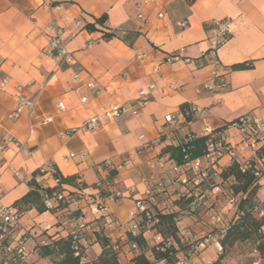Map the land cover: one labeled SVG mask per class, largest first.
Segmentation results:
<instances>
[{"label":"crops","instance_id":"1","mask_svg":"<svg viewBox=\"0 0 264 264\" xmlns=\"http://www.w3.org/2000/svg\"><path fill=\"white\" fill-rule=\"evenodd\" d=\"M140 4L143 20L137 19ZM102 14L107 15L106 26L120 36L137 34L131 47L117 38L103 41L100 31L83 29ZM52 19L64 32L73 63L62 69L43 54L48 44L45 27ZM221 19L231 22L232 34L218 52L224 88L210 94L201 90L209 79L208 67L196 69L193 62L166 63L165 58L177 53L181 58L198 59L208 47L210 23ZM238 64L250 68L233 70ZM76 66L82 69L77 81L73 80ZM2 78L8 80V86L0 92V141L10 136L19 145L8 144L0 153V208H12L28 192L34 172L53 168L63 178L75 176L84 195L110 196L133 190V196L108 203L110 218L125 223L134 200L151 185L150 178L162 176L158 164L166 163L170 156L164 150L178 146L187 134H199L202 127L201 122L182 121L174 127L164 124V116L193 105L206 111L204 124L211 128L244 114L264 122V0H0ZM30 82L33 86L28 93L36 96V106L31 115L24 112L11 121L13 88ZM39 87L43 89L37 92ZM149 87L154 89L148 91ZM140 91L149 93L144 107L138 106ZM118 105L126 108L121 117L104 116ZM93 118L99 125L87 131L83 125ZM44 121L48 122L42 124ZM71 129L76 132L59 137ZM159 130L163 135L159 136ZM224 136L230 143L237 142L232 129H225ZM70 154L75 158L66 159ZM220 163L225 168L230 165L226 159ZM34 181L42 188L54 187L46 174L37 175ZM259 185L257 196L264 197V178ZM64 189L76 191L67 185ZM218 191L208 193L213 203ZM69 209L86 223L80 244L87 262L101 253L96 240L100 230L111 243H124L123 232L106 226L103 218L90 215L82 204ZM232 209L228 203L223 207L227 225L234 216ZM58 216L32 209L20 218L11 245L24 236L28 264H49L37 260L33 248L71 233L70 219ZM189 227L204 234L202 224ZM219 249L217 242L211 243L194 262L213 263ZM132 259L133 253L123 247L118 263L131 264Z\"/></svg>","mask_w":264,"mask_h":264},{"label":"built area","instance_id":"2","mask_svg":"<svg viewBox=\"0 0 264 264\" xmlns=\"http://www.w3.org/2000/svg\"><path fill=\"white\" fill-rule=\"evenodd\" d=\"M141 4L137 6V19L143 20V15L140 12ZM161 17V16H160ZM184 24H181L183 26ZM48 36V44L43 50V54L56 63L58 69L65 66L73 65L69 52L66 49L64 32L52 19L45 27ZM209 36L207 38L208 47L205 52L196 60L181 58L177 53H171L166 56V63H174L182 61L185 64L194 63L196 69L208 67L210 69L209 79L201 86V90L207 93H215L224 88L223 83V66L221 65L218 52L228 42L232 34L231 22L227 19L213 20L208 28ZM82 71L81 67H75V75L73 80H78V74ZM8 86V80L2 78L0 80V92ZM33 86L30 82L25 86H14L13 100L14 107L9 114L11 121H16L25 112L31 115L36 106V96L28 93V90ZM89 87L94 86L88 84ZM43 87H39L37 92H40ZM154 88L149 87L148 91ZM98 93V90H96ZM148 92L140 91L138 93V106L144 107L148 101ZM60 109L61 106H60ZM126 112L125 106H113L104 112V116L109 119H118ZM208 119L205 110L199 109L196 106L190 105L184 112L178 114H170L164 116V124H169L177 127L180 121L189 124L191 122H201L202 127L199 132L200 137H206L202 154L194 159L185 151L181 155V164L175 162L159 163L158 168L162 176L158 179L150 178L149 185L143 192L142 197L134 200L132 210L129 212L128 221L122 223L118 220L110 218L108 203L118 201L123 197H131L134 195L133 190L125 192H115L110 196H102L100 194L84 195L79 200L69 201V192H66L64 186H60L59 180L55 177L56 172L53 168H45L40 170L41 174L48 175L57 190L51 195L43 197L44 208L46 212L53 211V214L61 215L71 221L72 231V248L74 256L80 257V263H84V247L80 244V240L86 230V223L81 216L72 217L73 211L69 209L70 205L82 204V208L95 217L103 218L104 224L109 228L117 229L121 232L129 233L132 237L139 234L143 226H154L157 223L155 215H165L171 213L169 210L170 204H175L183 199H191L198 206L206 205L208 193L218 191L219 188L211 183V180L217 178L219 173L225 168L221 165V161L226 159L238 165L240 172L250 173L258 179V183L264 178V122L256 119L251 114H244L236 118L232 123L225 125V128H211L204 124ZM48 121L42 122L46 124ZM99 125L97 118H93L84 123L83 128L87 131H92ZM225 129H232L236 133L237 142L230 143L224 136ZM76 129L66 130L59 134L60 138H64L74 134ZM32 133V127H29V134ZM159 136L163 135L161 130L158 131ZM184 142L189 139V135ZM8 144L19 145L12 137L6 136L0 141V153H2ZM81 156H84L82 154ZM75 158L74 154H70L66 159ZM108 163H105L107 169ZM229 165V166H230ZM227 166V167H229ZM120 168V167H119ZM118 168V169H119ZM142 183L147 181L142 179ZM159 196L163 200L158 201ZM228 205L234 206L235 200L228 199ZM59 204H68L67 207L59 209ZM58 216V217H59ZM19 216L13 208H0V241L4 235L11 230L18 229ZM204 218L209 225L217 229V233L199 234L188 227H183L177 221L175 223L176 238L179 245L185 247L187 251L180 253L174 264H197L194 260L198 254L208 247L211 243L217 242L219 237L225 232L227 223L224 221L223 208L212 209L208 208L205 211ZM47 229V228H46ZM157 242H162L161 235L152 229ZM144 232L142 236L144 237ZM23 235L18 236L14 246L10 245L7 249L12 254L13 264H25L28 252L26 250ZM171 238L166 240V247L170 245ZM129 252L136 253L137 246L132 243L129 245ZM83 250V252H82ZM257 264V263H255Z\"/></svg>","mask_w":264,"mask_h":264},{"label":"trees","instance_id":"3","mask_svg":"<svg viewBox=\"0 0 264 264\" xmlns=\"http://www.w3.org/2000/svg\"><path fill=\"white\" fill-rule=\"evenodd\" d=\"M193 1L194 0H189L190 3ZM106 21L107 15L102 14L98 18H93V23L85 24L83 29L89 33L100 31L102 33L101 39L103 41H109L117 38L127 46L131 47L133 40L137 37V34L120 36L118 32L112 31L106 26ZM249 68L250 65L246 64H238L232 67L233 70L237 71ZM186 109L187 107H181L182 112ZM225 125L221 126L219 129H224ZM187 135H189V139L184 142V140L188 137ZM187 135L180 141L178 146L174 148L168 147L164 150L163 153H170V156L164 161H172L176 164H181V155L183 151L188 153L191 159L199 157L202 154L207 138L200 137L198 134L194 133ZM55 172V177L59 180L60 186L67 185L76 187V191L69 194V201L79 200L82 196H84L82 192L84 188L83 186H77L75 184V176L63 178L59 175L57 170H55ZM112 174L113 173L110 171L109 175L111 176ZM37 175H41L40 171L33 173L32 179L28 182V192L12 205V208L16 210L19 216H22L24 213L32 209L36 210L38 214L46 212L43 197L45 195H51L57 190V188L54 187H40L34 181V178ZM218 177L232 178L234 181L232 186L233 193L235 195H241L242 198L236 206V211L230 221V224L218 239V245L221 251L216 260L211 264H218L224 258L228 250L233 248L238 243L253 244V252L256 254V259L251 264H264V215L260 218H256L254 215L256 208V195L260 190L258 179L250 173L240 172L238 165L235 163H232L229 167L223 169L219 173ZM178 203L179 202H177L176 205H178ZM262 205L264 206V199L262 200ZM67 206L68 204H59L58 207L61 209ZM50 213L54 212L51 211ZM72 217L75 218L78 216H75L73 212ZM155 218L157 219V223L152 226V229L161 235L163 241L160 242V244L164 247L162 250H155L156 248L149 249L151 258H148L144 253L147 243L146 239L142 236L143 232L141 230L135 237H132L129 233H125L124 243L122 244H119L118 242L111 243L107 236H104L102 232H99V234H96V240L101 247V253L94 261H85L84 263H80V257L74 256L72 238L70 234L65 238L51 239L48 244L37 245L33 248L32 252L37 260L48 261L49 264H119L118 255L121 252V249L125 247L129 251V245L134 243L137 246V251L136 253H133L131 264H174L178 255L187 251L185 247L179 245L176 238V214H157L155 215ZM69 219H71V217ZM16 231L17 229L11 230L5 234L3 239L0 241V249H5L4 252L10 254L11 256L12 254L8 252L7 249L11 245V240L13 239V235ZM169 238H171L170 245L166 247V240ZM139 250L141 252H139ZM25 264H28L27 260Z\"/></svg>","mask_w":264,"mask_h":264},{"label":"rangeland","instance_id":"4","mask_svg":"<svg viewBox=\"0 0 264 264\" xmlns=\"http://www.w3.org/2000/svg\"><path fill=\"white\" fill-rule=\"evenodd\" d=\"M211 183L219 188V195L215 198L214 203L208 196L205 199V206H198L197 203L193 202L191 199H183L178 203V205L173 204L172 206V204H170L169 211L171 213L176 214V221H178L181 226L185 228H190L189 226L202 224V231L204 233H211L212 235H215L217 233V229L206 223V219L204 218L205 211L209 207L212 209H219L223 207L225 208L227 201L230 198H233L235 200L232 210L236 211V206L242 196L235 195L233 193V179L217 177L211 180ZM259 198H261V200ZM262 198L264 199L262 195H260V197L256 195V208L254 212L256 218H260L264 215V206L262 205ZM173 207H176V209L173 210ZM229 224L230 222H228V225ZM141 231L144 232L147 243V247L144 250V253L148 258H151L149 249L156 248L155 250H162L164 246H162L159 242L155 240V235L152 232L151 226H143L141 228ZM253 248L254 245L251 243H238L233 248L228 250L224 258L218 264H251L256 259V254L253 252ZM4 250L5 249L3 248L0 249V264H12V256L4 252ZM220 251L221 250L219 249L218 254L220 253ZM139 252L141 251L139 250Z\"/></svg>","mask_w":264,"mask_h":264}]
</instances>
